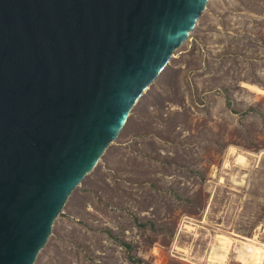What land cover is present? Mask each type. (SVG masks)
Returning <instances> with one entry per match:
<instances>
[{
	"label": "rangeland",
	"instance_id": "1",
	"mask_svg": "<svg viewBox=\"0 0 264 264\" xmlns=\"http://www.w3.org/2000/svg\"><path fill=\"white\" fill-rule=\"evenodd\" d=\"M244 82L264 89V0H209L33 264H205L217 234L246 264L241 242L264 246V93Z\"/></svg>",
	"mask_w": 264,
	"mask_h": 264
},
{
	"label": "water",
	"instance_id": "2",
	"mask_svg": "<svg viewBox=\"0 0 264 264\" xmlns=\"http://www.w3.org/2000/svg\"><path fill=\"white\" fill-rule=\"evenodd\" d=\"M208 1L0 0V264L34 263Z\"/></svg>",
	"mask_w": 264,
	"mask_h": 264
},
{
	"label": "bare ground",
	"instance_id": "3",
	"mask_svg": "<svg viewBox=\"0 0 264 264\" xmlns=\"http://www.w3.org/2000/svg\"><path fill=\"white\" fill-rule=\"evenodd\" d=\"M244 85L250 89L264 93V89H261L254 84L244 82ZM235 149V147H230V152H234ZM227 165H229L228 160L225 161V166ZM187 227L190 226L187 225ZM216 239L219 242L218 247L220 248L213 247L212 250H210L211 252L208 254L205 264H224L228 253L227 251H229V247H231L230 244L232 243L233 238L227 234H217ZM245 239L248 241L241 242L242 244L239 247L240 251L238 257L246 264L247 262H251L252 264L261 263L264 258V246L258 244L256 236H253L252 238L246 237ZM183 251H185V249Z\"/></svg>",
	"mask_w": 264,
	"mask_h": 264
}]
</instances>
